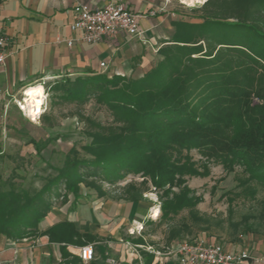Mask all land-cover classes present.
Segmentation results:
<instances>
[{"label":"trees","instance_id":"trees-1","mask_svg":"<svg viewBox=\"0 0 264 264\" xmlns=\"http://www.w3.org/2000/svg\"><path fill=\"white\" fill-rule=\"evenodd\" d=\"M193 11L196 18L172 21L171 38L142 76L98 74L50 87L63 102L94 100L112 121L83 117L91 141L82 149L89 157L70 150L39 190L18 189L12 182L8 190L0 188V235L15 241L48 235L51 242L86 244L72 223L41 232L40 222L60 197L64 204L69 194L78 200L82 185L105 197L104 183L116 187L129 176L134 178L114 199L139 203L155 188L161 221H169L168 244L210 232L225 221L200 211L204 196L187 177L209 176L211 161L228 173L241 168L235 197L259 204L257 213L235 221L230 198L226 221L235 236L264 234V196L258 199L264 191V0H207ZM41 117L53 126L46 112ZM42 138L30 137L38 152ZM193 150L205 160L196 161ZM185 210L188 217L174 222ZM145 242L143 235L134 239Z\"/></svg>","mask_w":264,"mask_h":264},{"label":"crops","instance_id":"crops-1","mask_svg":"<svg viewBox=\"0 0 264 264\" xmlns=\"http://www.w3.org/2000/svg\"><path fill=\"white\" fill-rule=\"evenodd\" d=\"M79 2L93 8L108 3L125 4L140 15L146 41L119 33L95 44L82 43L78 40L81 33L71 28L73 8ZM181 6L175 0H2L0 31L8 35L10 43L6 62L0 65V154L14 141L16 100L25 97L27 88L44 79L74 80L98 74L142 76L156 61L159 47L171 38L172 21H188ZM87 201L75 210L63 211L55 206L39 225V230L46 232L57 224L72 223L86 244L51 242L48 235L20 241L0 235V258L15 264H182L178 256L149 252L147 247L151 245L144 236L146 244H136V233L125 234L123 226L128 227L133 220L141 224L147 219V213L144 218L138 216L143 214L138 203L127 201L124 205L100 200L96 210L104 207L101 228L94 216H89L91 212L86 215ZM85 245H92L95 250V259L88 263L79 257V249Z\"/></svg>","mask_w":264,"mask_h":264},{"label":"rangeland","instance_id":"rangeland-1","mask_svg":"<svg viewBox=\"0 0 264 264\" xmlns=\"http://www.w3.org/2000/svg\"><path fill=\"white\" fill-rule=\"evenodd\" d=\"M175 1L179 5H183L181 7L186 17L194 16V18H196V14L193 9L199 8L207 2V0H203L202 3L189 5L182 0ZM194 21L199 22L201 20L196 19ZM59 81L61 79L55 81L44 79L38 83L43 84L46 88V102L43 104L42 113L36 121L32 120L25 110L24 112L21 111L16 104L15 109L17 111L12 119L14 141L12 145L5 146L0 154L1 189H10V183L12 182L18 189H30L32 192L39 190L46 182L48 175L56 174L54 168L63 165L70 150L77 149L80 157H89L82 149L84 145L89 144L91 141L86 134L87 129L82 119L83 117H92L103 124L111 123L112 116L110 112L94 100L83 105L75 102H63L58 96L59 92H54L50 88ZM45 112L49 115L51 123H54L53 126H49L50 124L45 125L42 122L41 116ZM31 123L41 127L45 126V129L43 132L33 129ZM31 136H36L37 138L43 137L40 141L41 152H38L34 144L30 142ZM191 155L196 161L205 160L197 150L191 151ZM209 167L211 170L209 176H188V185L197 194L204 196V201L198 206L200 211L210 214L216 217V219H223L225 222L222 226H214L210 232L189 235L186 239L193 240L199 236L207 241L216 240L218 243L224 245L227 250H246L250 254L247 264H264V234L238 235L236 237L229 222L226 221L229 216L231 197H234L232 206L235 221L240 220L244 214L250 212L257 213L259 208L257 201L243 200L241 197H235V191H240L236 178L237 175L241 174V168L237 167L236 172L228 173L220 164L213 161L209 162ZM132 178L134 177H127L125 181L116 187L104 183L103 187L107 191L105 197L99 196L95 190L82 185L78 200H74V197L69 194L68 202L65 204L62 203L63 199L60 197L55 201L56 207L62 208L63 211H66L67 208H70V210L80 209L83 201L88 200L84 207L85 211H87L86 215L91 212L89 216L93 215L94 222L101 228H104V207L101 210H96L97 205L101 201H108L114 204L126 203L127 201L116 200L114 197L120 195L121 187L126 182L131 181ZM136 180L141 181L142 179L136 177ZM263 196L264 191L259 194L258 199H261ZM138 204L143 211V214L138 216L144 218L143 215L147 213V219L142 221L143 229L140 234L145 237L148 244L154 249L165 250L170 245L166 239L169 230V221H161V200L155 188L152 187L150 191L145 193L144 200ZM151 209H153L152 212ZM158 212L159 215L157 216ZM186 217H188L187 210L181 212L175 218L174 222H181ZM140 225L138 223L136 224L134 220L131 221L128 227L123 226L126 231L125 234H131L132 232L127 228H132V231L136 233L135 236L139 237L137 230L140 229ZM8 261V259L0 258L1 264H15L14 262Z\"/></svg>","mask_w":264,"mask_h":264},{"label":"built area","instance_id":"built-area-1","mask_svg":"<svg viewBox=\"0 0 264 264\" xmlns=\"http://www.w3.org/2000/svg\"><path fill=\"white\" fill-rule=\"evenodd\" d=\"M1 6L2 0H0V9ZM73 17L71 28L81 33L78 40L82 43L95 44L102 41L104 37L115 36L119 33H125L130 38L145 39L140 24V15L122 3H108L102 7L93 8L86 3L79 2L73 8ZM9 43L8 35L0 31V65L6 62ZM69 45H72V40L69 41ZM24 100L25 97L16 100L17 106L23 112L25 110ZM140 226L137 230L139 234L143 229V224L141 223ZM131 232L135 234V231L131 230ZM147 250L157 256H178L182 264H242L250 258L246 250H227L221 243L207 241L203 237L174 241L165 250L154 249L152 246L147 247ZM79 257L85 263L93 261L95 259L93 246L80 247Z\"/></svg>","mask_w":264,"mask_h":264},{"label":"bare ground","instance_id":"bare-ground-1","mask_svg":"<svg viewBox=\"0 0 264 264\" xmlns=\"http://www.w3.org/2000/svg\"><path fill=\"white\" fill-rule=\"evenodd\" d=\"M189 5L193 3H202L203 0H182ZM43 84H38L26 89L24 93L25 100L23 101L26 113L36 121L42 113L43 104L46 102V92Z\"/></svg>","mask_w":264,"mask_h":264}]
</instances>
